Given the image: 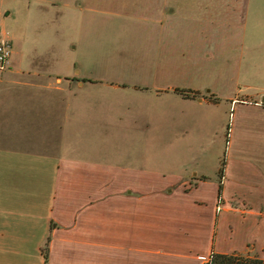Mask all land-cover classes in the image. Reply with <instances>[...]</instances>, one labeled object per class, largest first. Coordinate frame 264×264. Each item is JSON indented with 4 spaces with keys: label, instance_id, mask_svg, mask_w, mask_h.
I'll return each instance as SVG.
<instances>
[{
    "label": "crops",
    "instance_id": "obj_1",
    "mask_svg": "<svg viewBox=\"0 0 264 264\" xmlns=\"http://www.w3.org/2000/svg\"><path fill=\"white\" fill-rule=\"evenodd\" d=\"M214 1L5 14L0 264L264 259V20L249 36L252 0Z\"/></svg>",
    "mask_w": 264,
    "mask_h": 264
},
{
    "label": "rangeland",
    "instance_id": "obj_2",
    "mask_svg": "<svg viewBox=\"0 0 264 264\" xmlns=\"http://www.w3.org/2000/svg\"><path fill=\"white\" fill-rule=\"evenodd\" d=\"M201 4H206L209 6V9L212 10L215 14L221 15L224 12V9L222 5L214 0H200ZM252 13L248 14V26L247 31L249 36L255 34L257 35V31H260V27L255 26L256 22L258 20H264V0H252ZM240 6H238L237 9H239ZM17 12V0H0V21L5 17V14H7V17H10L9 19H12L14 15H16ZM9 13V15H8ZM244 12L238 11L239 15H242ZM241 19V18H240ZM1 25H0V40L2 39L1 37L5 35H8V31L3 29L1 32ZM4 38V37H3ZM199 96H205V92H199ZM210 98V97H209ZM32 99V98H31ZM242 99L249 101L250 99L242 97ZM229 116V115H228ZM228 119H232V114L229 116ZM230 121V120H228ZM153 148H159V144H156L155 141H153ZM223 147V146H222ZM153 157V164H159L160 162V157L158 155H148L147 158Z\"/></svg>",
    "mask_w": 264,
    "mask_h": 264
},
{
    "label": "trees",
    "instance_id": "obj_3",
    "mask_svg": "<svg viewBox=\"0 0 264 264\" xmlns=\"http://www.w3.org/2000/svg\"><path fill=\"white\" fill-rule=\"evenodd\" d=\"M184 91L185 95L189 97L190 95L194 97L199 94V92L193 90ZM215 100H217V98H215ZM223 165L224 162L221 163L220 171H222ZM211 256L212 257L207 264H264V259L258 258L256 256L251 257L239 253H212Z\"/></svg>",
    "mask_w": 264,
    "mask_h": 264
},
{
    "label": "built area",
    "instance_id": "obj_4",
    "mask_svg": "<svg viewBox=\"0 0 264 264\" xmlns=\"http://www.w3.org/2000/svg\"><path fill=\"white\" fill-rule=\"evenodd\" d=\"M11 57V45L8 39L2 38L0 40V69L8 67ZM212 254L207 258L206 264L210 261Z\"/></svg>",
    "mask_w": 264,
    "mask_h": 264
},
{
    "label": "water",
    "instance_id": "obj_5",
    "mask_svg": "<svg viewBox=\"0 0 264 264\" xmlns=\"http://www.w3.org/2000/svg\"><path fill=\"white\" fill-rule=\"evenodd\" d=\"M262 103H264V98L262 99Z\"/></svg>",
    "mask_w": 264,
    "mask_h": 264
}]
</instances>
